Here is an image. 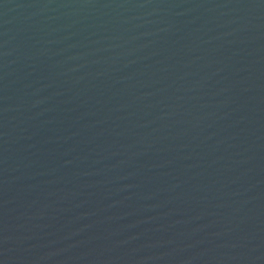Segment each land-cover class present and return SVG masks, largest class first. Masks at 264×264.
I'll return each mask as SVG.
<instances>
[{"label":"water","instance_id":"obj_1","mask_svg":"<svg viewBox=\"0 0 264 264\" xmlns=\"http://www.w3.org/2000/svg\"><path fill=\"white\" fill-rule=\"evenodd\" d=\"M0 264H264V0H0Z\"/></svg>","mask_w":264,"mask_h":264}]
</instances>
